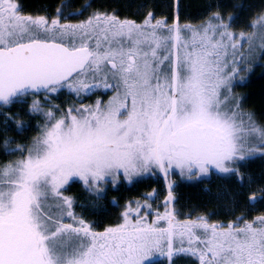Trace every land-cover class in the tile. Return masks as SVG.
I'll return each mask as SVG.
<instances>
[{
    "label": "snow or ice",
    "instance_id": "snow-or-ice-1",
    "mask_svg": "<svg viewBox=\"0 0 264 264\" xmlns=\"http://www.w3.org/2000/svg\"><path fill=\"white\" fill-rule=\"evenodd\" d=\"M57 13L51 20L24 16L13 0H0V101L65 86L88 94L101 86L89 83V74L95 81L102 71L103 87L116 94L59 119L48 111L45 131L26 155L0 168V264H150L165 248L171 257L174 237L182 244L185 236L189 247L177 252L199 264H264V215L241 226L178 223L169 211L153 223L133 222L126 211L123 223L103 232L83 219L78 226L63 221L75 219L72 200L60 191L73 177L90 185L152 167L206 173L209 165L227 173L234 169L226 162L245 158L241 133L258 131L264 149V129L227 95L240 70L238 45L219 14V23L193 28L178 19L171 27L153 24L151 12L143 24L108 13L61 24ZM257 23L264 29V17ZM240 39L249 42L243 33ZM260 41L264 52V35ZM161 220L167 227L157 226Z\"/></svg>",
    "mask_w": 264,
    "mask_h": 264
},
{
    "label": "trees",
    "instance_id": "trees-1",
    "mask_svg": "<svg viewBox=\"0 0 264 264\" xmlns=\"http://www.w3.org/2000/svg\"><path fill=\"white\" fill-rule=\"evenodd\" d=\"M16 1L23 14L46 16L49 20L58 16L57 9H61L60 21H76L88 18L94 13H108L116 15L120 20L143 23L149 12L154 14L152 23L158 20L166 21L167 26H172L176 19V0ZM216 14H219L224 24L230 26L228 31L234 34L235 42L239 41L242 45L238 49V55L242 52L246 59L240 60L238 56L240 61L238 74L245 83L239 85L238 89L249 95L248 105L251 108V116L264 129V52L259 49L260 37L264 35V29L257 23L259 18L264 17V0H179L177 19L181 27L217 24L220 20L213 19ZM241 33L249 42L240 39ZM251 47H255V51L259 54L255 59L245 55L246 52L249 54ZM257 91L258 105L252 100L253 95H257ZM71 95L59 93L56 97L60 104L59 111L77 105ZM42 96V94L27 95L0 107V168L20 157L22 153L16 147L26 149L25 146H28L37 134L38 123L30 112V102L34 97L42 98ZM80 105H83V102ZM230 174L219 176L216 180L209 178L199 181L194 177V181L191 180L189 185L182 187L179 194H176L175 205L179 207L178 216L182 219L198 221L203 219V215H209L212 216L211 219H217L219 223L227 225L235 223L241 217H244V221H249L259 214L264 215V153L256 154L252 159L238 164ZM154 183L152 178L140 180L121 192L108 191L100 199H95V196L85 190L80 182L71 183L66 190L74 199L75 211L83 216L86 222H90L92 227L103 229L119 222L121 209L112 203L115 196L118 197L117 202L120 204L128 196L142 199L144 192L154 187ZM205 186L207 190L204 189ZM252 192H256L255 199L250 198L253 196ZM237 222L240 224L241 221ZM167 261V258H161L150 264H167ZM171 262L199 264L195 258L187 254L173 256Z\"/></svg>",
    "mask_w": 264,
    "mask_h": 264
},
{
    "label": "rangeland",
    "instance_id": "rangeland-1",
    "mask_svg": "<svg viewBox=\"0 0 264 264\" xmlns=\"http://www.w3.org/2000/svg\"><path fill=\"white\" fill-rule=\"evenodd\" d=\"M13 2L17 3L16 0H13ZM18 6H19V4H18ZM19 10H20L21 15L28 16L27 14H23L22 10L20 9V6H19ZM31 16L37 17L35 15H31ZM88 18H85L82 20H76V21H74V20L60 21V23L61 24H79L81 22L86 21ZM121 21H123V20H121ZM176 21L177 20L174 19V22H176ZM143 23H137V24H143ZM155 23H153V24H155ZM168 27H171V26H168ZM193 28H200V27H193ZM158 31L166 33V29H160ZM217 38H219V37H217ZM89 43H90V46L94 47L95 46V38L90 40ZM236 43L238 45L239 41H237ZM240 45L241 44L239 43L238 49H240ZM230 51H231V49H229V52ZM245 55H246V57L255 59V57L259 54L257 53V51H254L251 54V56H249L248 52H246ZM238 56H237V60L239 61ZM239 63H240V61H239ZM102 68H103V66H102ZM90 77H91V74H89V77H88L89 83H98L101 86L92 88L88 92V94L81 93L80 95H77L75 92L71 91L68 87L65 86V87L60 88L55 93H46V94H44V96H42V98L34 97L31 100L30 112L33 114V116H35V118L37 120L38 132L33 137V140L31 139L32 142L28 146H25L26 149L24 148L25 151L21 152L22 155L20 157L16 158L15 161L10 162L7 165L12 164V163L20 160L24 155H26V150L28 148H31V146L34 144V142L43 134V132L46 129L47 124L49 123V120H48L47 116L45 115V113H47L48 111L51 110L54 112L56 118L59 119L64 115V113L67 112V109H64L62 112L59 111L60 104L58 103L56 97H58L60 92H64V93L69 94V95L72 94L71 98L73 99V101L75 103H77V105H72V107L69 106V109L70 108L79 109L82 107L95 106L97 101H102L104 104H107V102L116 94L114 90L105 89L103 87V82H102L103 71L99 74L98 78L95 81H93ZM109 82H113L111 77H109ZM244 83H245V81L241 79V77L239 76V74L237 72V74L231 79V81L228 84L229 91L227 92V95L230 98L238 99L239 105H240V108L238 110L239 112H241L243 114H251V108L248 105L249 95L238 89V86L242 85ZM258 91H260V90H258ZM258 91H257L258 96L256 94L253 95V99H252L256 105H258V97H259ZM95 94H98L97 95L98 97H94V96H96ZM84 101H86V103H84ZM82 102H83V105H80ZM34 103L39 104L40 110H33ZM244 118H245V121L247 122V115H245ZM252 120H253L256 128L262 129L261 126L256 122L255 118L252 117ZM241 135L243 137V140H242L243 147H244L243 155L245 158L242 160L237 158L233 161L226 162V166L231 168V169H234V170L237 167V165L242 163L243 161H245L247 159H252V157L256 154H259V153L263 154L264 153V149H260L258 147V145L261 143L260 133L258 131L257 132H251V131L247 130V128H246V130L243 131L241 133ZM18 147L19 146H17L16 148H18ZM249 149H251L252 151L249 152ZM4 166H6V165H4ZM230 172H233V171H230ZM230 172L225 173V172H221L216 167L211 168V169L208 167V171L206 173H200L197 169H193L192 173L187 172V170H185L183 173H181V171L179 169L173 167V168L169 169L167 174H165L158 167H152L148 171L143 172L139 175H132L130 179L126 178L121 173L115 179H113V177H106L105 180L98 181L96 184H90V185H85L84 182L82 180H80L78 177H73L66 185L63 186V188H61L60 191L64 197H68L72 200L73 203H72L71 211L73 212L75 219H73V217H68V216L64 215L63 221L66 223H72L74 226H78V221L80 219H83L85 221V223L89 225L90 229L94 232H103L105 229L108 228V227H105L103 229H96V228L92 227V224L90 222H86L84 217L79 215L75 211L74 199L72 198L71 195H68V191L66 190L71 185V183L80 182L85 190L89 191L91 193V195L95 196V199H100L108 191L119 190V192H121L124 189L126 190L129 186H133L136 183L140 182V180L149 179V178H152V180H154V182H155L154 187H151V189L149 191L144 192V194H143L144 197L142 199L136 198L134 196H128V197H125V200H122L121 204L117 202L118 201L117 196H115L112 199V203L115 204L116 206H119V208L121 209L119 222L116 225L123 223V213H125L126 211L129 213V218L133 222H135V220H137V219H143V220H146L148 223H153L154 221H156L157 213L163 215L166 211L173 213L174 218H175V222L185 223V222H189V221H194L193 219H189V218L182 219L180 216H178L177 209H179V207H176V205H175L176 194H179L180 189L182 187L184 188L185 186L189 185L191 180L194 181L195 180V179H193L194 177H196L199 181H203V180H206L209 178L216 180L219 178V176L231 175ZM213 180H210V181H213ZM204 189L207 190L208 188L205 186ZM169 193H171V196H172L171 201H168ZM255 193L256 192H252L251 194H255ZM258 216H262V215L259 214ZM258 216H256V217H258ZM256 217H253V219L249 220V222L253 221ZM202 218L203 219H201V220H203L209 224H214L217 222L218 225H221V224L226 225L225 223H219L220 221L217 219H211L212 216H209V215H203ZM243 218L241 217L242 220L241 219L237 220V221H241L240 222L241 226H242L243 221H244ZM237 221L235 222V224H239V222H237ZM116 225H113V226H116ZM113 226H109V227H113ZM157 226L167 227V221L161 220V221H159V224ZM197 232H199V230H197ZM180 247H184V248L189 247L188 240H187L186 236L183 238L182 244H181V240L179 237H174V239H173V255L171 257H169L167 255V249L165 248L163 250V252H160V251L155 252L151 257L150 263L157 261L161 258L162 259L167 258V260H168L167 264H172L171 258L173 256H176L178 254H186L183 252H177V249ZM187 255L195 258L199 262V260L196 256H192L190 254H187Z\"/></svg>",
    "mask_w": 264,
    "mask_h": 264
},
{
    "label": "water",
    "instance_id": "water-1",
    "mask_svg": "<svg viewBox=\"0 0 264 264\" xmlns=\"http://www.w3.org/2000/svg\"><path fill=\"white\" fill-rule=\"evenodd\" d=\"M41 92H45L44 90H41L39 93H41ZM31 93H34V92H32V91H30V93L29 94H31ZM17 98H19V97H17ZM17 98H14L13 100H15V99H17ZM8 104V103H7ZM7 104H5V103H3L2 101H0V106H4V105H7ZM210 166V165H209Z\"/></svg>",
    "mask_w": 264,
    "mask_h": 264
},
{
    "label": "flooded vegetation",
    "instance_id": "flooded-vegetation-1",
    "mask_svg": "<svg viewBox=\"0 0 264 264\" xmlns=\"http://www.w3.org/2000/svg\"><path fill=\"white\" fill-rule=\"evenodd\" d=\"M95 95H96V96H94V97H98V96H97L98 94H95ZM208 167H209L210 169H211V168H215L214 165H211V166H208Z\"/></svg>",
    "mask_w": 264,
    "mask_h": 264
}]
</instances>
